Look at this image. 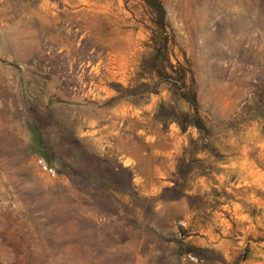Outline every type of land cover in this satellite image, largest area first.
<instances>
[{
	"label": "rangeland",
	"instance_id": "1",
	"mask_svg": "<svg viewBox=\"0 0 264 264\" xmlns=\"http://www.w3.org/2000/svg\"><path fill=\"white\" fill-rule=\"evenodd\" d=\"M0 264H264V0H0Z\"/></svg>",
	"mask_w": 264,
	"mask_h": 264
},
{
	"label": "trees",
	"instance_id": "2",
	"mask_svg": "<svg viewBox=\"0 0 264 264\" xmlns=\"http://www.w3.org/2000/svg\"><path fill=\"white\" fill-rule=\"evenodd\" d=\"M146 2H147V4L148 5H150V6H153V4H154V0H145ZM161 11L163 12V9L161 8ZM163 14H164V12H163ZM171 66V65H170ZM171 68H172V66H171ZM184 99H186L188 102H190V104L192 105V106H194V107H197V105H198V103H197V99H196V95L195 94H193L192 96H185V95H183L182 96ZM195 126V127H197V128H199L200 129V126H199V124H194V123H190L189 124V126ZM182 129L183 130H185L186 129V127H182ZM42 148H43V150L45 149L43 146H42ZM46 155L48 156V157H50L51 159H53V158H55L51 153H49L48 151H47V153H46ZM94 159L93 158H87V161H88V163H90L91 161H93Z\"/></svg>",
	"mask_w": 264,
	"mask_h": 264
}]
</instances>
